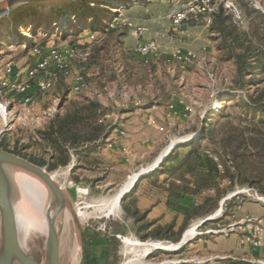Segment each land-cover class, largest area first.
<instances>
[{
  "label": "rangeland",
  "instance_id": "1",
  "mask_svg": "<svg viewBox=\"0 0 264 264\" xmlns=\"http://www.w3.org/2000/svg\"><path fill=\"white\" fill-rule=\"evenodd\" d=\"M234 1L246 19L244 28L237 27L248 31L249 36L263 52L262 57L264 60V0ZM79 4L81 5V3ZM205 5H208V0H89L86 6L90 10H96L97 23L102 21L104 24L110 22L120 24L122 19H127L137 27L142 28L140 36L137 38L131 29L124 26L108 33L105 35L108 41L107 47L100 54L95 56L91 54L86 65L77 66L72 70L73 73H76L78 69H83L84 87L77 91H72L71 86L73 84L71 85V80H68L70 78L65 79L57 76L49 90L45 92L33 90L30 94L32 96L29 103L23 101L25 95H16L11 92V85L25 77V69L33 60L31 46L35 45L45 51L50 47L63 48L73 45L82 49L80 46L90 40V34L99 38L101 32L91 31L95 15H89L84 19V25H79L83 9L76 11L74 7L65 12L69 14L67 20L71 26L64 29L65 24H62L61 20L57 19L61 14H58V16L54 15L60 8L50 10L49 8L41 7L36 9L37 13L35 15L37 19L34 23L28 19V22L17 30L19 40L15 42L12 40L14 28L10 24H6L9 20L8 14L0 17V102H2L7 111L4 119L2 118L3 116H0V148L13 150L21 156L35 159L43 158L46 162L51 161V157L55 153L48 144L47 136L45 135L50 122L57 115H63L71 107L70 103L72 101L78 103L91 101L92 99L98 102V99L101 98L100 96L103 99L105 98L106 92L104 90L91 91L92 93H89V86H93L98 90L106 82L115 84L127 83V80H123V78L118 81L116 76L128 66L136 68L142 74L146 70L152 73L155 71L156 76L149 78L157 83L172 82V77L167 71L172 72V69L184 70L188 73V76L183 77L184 82L194 84L199 88L196 91H202L196 92L201 103V105L196 106L200 115L198 120L202 123L200 127H202L204 122H206V125L213 123L215 127L223 123L225 120L221 118L214 116L211 118L219 109L229 113L228 119L233 123L232 126L236 127L243 110L240 108L239 103L235 101L222 102L221 99L226 100L228 95L235 97L240 95L244 98L253 89L249 86L242 89H233L232 80L235 75V65L232 60L225 59L222 52L218 50L220 41L215 32H209L199 21L194 26L183 22L175 26L169 19V16L177 11L192 13L191 9L193 11L201 10L202 7H206ZM74 13L76 17L73 16ZM118 31H122L119 36L124 39L123 45L110 46L109 40L115 39L118 36L116 33ZM150 39H154L158 44L160 57L146 66L142 65L136 59V56L132 55V52L136 41H149ZM179 48L194 53L197 57L196 60L190 65L166 62L165 57L169 58ZM122 49H124V53ZM8 61L12 62V70L9 74H5L4 66ZM247 61L252 64V68H250L251 72H248L245 79H248L252 72L254 73L253 75L258 73L255 68L256 62L252 58ZM95 72L98 74H93ZM145 74L147 75V73ZM261 75L264 76V72ZM189 115L185 118H188ZM217 132L221 131H215L213 141L204 140L201 145L203 149L212 152L217 157L219 156V161L224 160L226 165L232 167L229 157L220 150L218 142L221 134ZM70 154L71 152L69 151L68 155ZM72 163L73 161H68L66 165L58 166L49 171L47 170V165L43 167L54 175V179L62 187L67 200V209L74 215V217L72 215L67 224V231L69 242L71 241L70 245L77 248L75 264H80L82 258L78 232L82 233L84 228H89L90 231L98 230L104 232L105 226L124 232L122 235H116L119 245L115 247L111 244L110 252L107 253L105 260L102 261L101 248H103L102 244L104 241L102 238L92 239L87 246V253L83 252L82 264H124L130 260L137 264H160L164 261H166L164 264H170L177 262L179 257L177 248L172 251L151 248L148 252H145L143 246L127 244L124 241V237L141 242L158 241L163 244L172 243V241H160L159 239L143 240L135 237L132 221L123 220L121 204L115 213L107 214L105 212L106 202L118 191L120 186H105L103 183L105 174L103 172L83 171L80 168H74ZM233 180L232 184L225 183L221 186L222 188L224 186L227 187L226 193L232 189L241 190L243 187H248L238 185V181L235 178ZM220 201L219 199L211 213L202 215L189 223L183 234L191 226L200 224L205 218H209V220L198 226L197 231L217 228L214 223L224 215L216 213ZM228 207L232 208V206H226L227 210ZM212 216L214 217L212 218ZM58 230V264H71L70 258L68 259L65 256L67 248L62 237L63 227L59 223ZM195 237L197 236H188V238ZM45 238V234L34 232L32 237H29L26 240V244H24L31 255L38 257L40 261L44 257ZM19 239L21 242L22 236L20 234Z\"/></svg>",
  "mask_w": 264,
  "mask_h": 264
},
{
  "label": "crops",
  "instance_id": "2",
  "mask_svg": "<svg viewBox=\"0 0 264 264\" xmlns=\"http://www.w3.org/2000/svg\"><path fill=\"white\" fill-rule=\"evenodd\" d=\"M116 33L118 36L112 41L109 40L110 46L123 45L124 39L119 36L122 31ZM106 37L104 33L98 44L105 43L107 47ZM122 50L124 53V49ZM132 55L140 62L134 52ZM82 71L83 69H78L84 77ZM143 72L142 74L136 68L128 66L116 76L118 81L123 78L127 83L106 82L98 90L89 86V93L102 90L106 92L104 99L102 96L98 97L103 112L99 120L106 125V133L94 143L83 146L82 155L73 149L69 155V161H73L74 168L103 172V183L108 187L121 186L134 172L156 165L151 172L135 182L132 197L138 210L136 216L140 218L135 220L122 211L123 220L132 221L133 233L138 239V227L144 223L154 222L153 226L161 227L171 225L174 232L184 224L188 211L180 197L181 194H170L167 188L169 181L173 179L170 170L178 165L189 151L190 146L187 144L190 140L186 138L196 133L202 124L198 120L200 115L196 107L201 105L196 92L202 91H196L199 89L196 85L184 82L183 77L188 76L187 72L181 69L167 71L172 77L171 83L153 82L149 77L156 76V72ZM68 80H71V85L75 83L72 77ZM186 107L192 109L188 118L183 114ZM167 148V153L157 161ZM167 156H171L169 160H166ZM156 169L161 170L154 174ZM201 200L199 196L194 197L195 203ZM225 205L232 208L226 209L224 215L214 223L215 226H224L249 214L260 219L264 225V208L259 202L244 197L238 206L234 200L227 201ZM199 217L201 216L190 218L181 231L179 240L172 244L177 245L189 223ZM119 234L124 232L120 230ZM159 240L171 242L166 239ZM177 249V262L170 264H193V258L223 255L264 258V247L253 249L250 242L243 241L237 233L227 236L203 234L195 238H188V235L184 234V239ZM222 263L225 264L224 261Z\"/></svg>",
  "mask_w": 264,
  "mask_h": 264
},
{
  "label": "trees",
  "instance_id": "3",
  "mask_svg": "<svg viewBox=\"0 0 264 264\" xmlns=\"http://www.w3.org/2000/svg\"><path fill=\"white\" fill-rule=\"evenodd\" d=\"M88 1L78 0L68 3L54 13L57 16L61 14L57 19H60L62 24H65L64 29L71 26L67 20L69 14L65 13L70 8L75 7L76 11L83 9L79 25H84V19L89 15L97 14L96 10H90L86 6ZM210 3L214 7L217 0H210ZM41 7L47 8L34 4H22L10 9L8 12L9 20L6 24H10L14 28L13 41L19 40L17 30L22 28L28 22V19L33 23L36 21V9ZM202 8H204L202 12L196 13V16L200 17L205 14L210 16V23L207 26L208 31L217 34V38L220 41L218 50L222 52L224 58L234 62L233 89H242L249 86L253 90L244 98L240 95L238 97L228 95L226 100L221 99L222 102L235 101L239 103L243 114L240 115V118L238 117L237 126H232L233 123L228 119L229 113L219 109L211 118L214 116L225 121L217 127L213 123L206 125V122H204L202 127L196 132L197 134L188 142L189 151L180 163L170 170L173 179L168 183V191L170 194H181L180 197L188 211L182 227L177 232H174L171 225L161 227L159 225L153 226L154 222L144 223L139 225L137 231L138 237L143 240L152 238L177 242L181 231L185 228L190 218L207 215L213 211L219 199L221 200L227 191L226 186L223 188L218 186L219 182L226 180V178L229 185L233 183L235 178L238 181V185L252 187L259 193L264 194V76L261 75L264 72L263 52L249 36L248 31L238 28L231 22L230 16L224 12L220 5L212 10H208L206 7ZM75 13L73 16H75ZM94 22L91 25V31H100L101 36L99 38L96 37L92 42H87L80 46L82 49L89 46L90 55L92 54L93 56L100 54L106 48L105 43L98 44L100 37L104 33L107 35L118 29L110 28L108 23L104 24L102 21L97 23V15H95ZM183 23L194 26L197 24V20L192 13H188V19L183 21ZM250 58L256 62L255 68L258 73L257 75H253V72L249 73L250 76L245 79L248 72H251L250 68H252V64L247 61ZM70 104L71 107L63 115H57L45 131L48 144L55 153L52 155L51 161L46 162L43 158L35 159L21 156L18 152L6 148L0 149L23 157L38 166L47 165L48 171L58 166L66 165L69 161L68 152L72 149L78 150L79 154L82 155L83 146L94 143L106 133V125L99 120L103 112L99 102L92 99L91 101L78 103L72 101ZM217 130L221 131L217 132L221 134L218 142L220 150L229 157L232 164V167H230L225 164L224 160H220L223 166L222 172L218 171L216 164L204 154L206 149H203L201 145L204 140L213 141ZM170 157L167 156L166 160H169ZM160 170L156 169L153 173L156 174ZM135 185L136 183L120 204L124 213L136 220L140 217L136 216L138 210L135 208V200L132 197ZM211 188L214 189V193L207 194V191ZM196 196L202 198L199 203L194 201ZM117 234H119V230L116 228L110 229L109 226H105L104 232L98 230L90 231L89 228L82 229L85 254L87 253V246L92 239L102 238L104 241L102 244L103 248H101L102 261L105 260L107 253L110 252L111 244L115 247L119 245ZM33 257L37 262H40L38 257Z\"/></svg>",
  "mask_w": 264,
  "mask_h": 264
},
{
  "label": "built area",
  "instance_id": "4",
  "mask_svg": "<svg viewBox=\"0 0 264 264\" xmlns=\"http://www.w3.org/2000/svg\"><path fill=\"white\" fill-rule=\"evenodd\" d=\"M220 5L224 12L230 16L231 22L240 27L244 28L246 25V19L240 11V8L235 3L234 0H217V3L212 7L210 0H208V5L206 8L208 10H212L216 8V6ZM192 10V14L195 19L203 24L207 28L210 23L209 15L196 16V13H201L202 10ZM171 22L176 26L182 23L183 21L188 19L187 11H177L176 13L169 16ZM110 28H118V27H127L131 29L133 34L138 38L142 32V28L137 27L131 21L127 19H122L120 24L115 22L108 23ZM95 36L93 34L89 35V42L95 40ZM133 52L139 57L142 65H149L153 61L159 59L160 52L158 50V44L154 39H150L149 41H136L133 47ZM31 56L33 60L27 65L25 69V77L21 79L19 82H14L11 85V92H14L16 95L24 96L23 101L25 103H29L31 100V92L35 90L36 92H45L49 90L53 84L54 80L57 76H61L63 78H73L75 83L71 86L72 91H77L84 87L83 77L81 73L76 72L73 73V69L75 67H79L82 65H86L89 56H90V47L86 46L83 49L77 48L76 46H67L63 48L50 47L46 51L37 46H31ZM196 55L188 50L176 49L169 58L165 57L166 62H175L184 65H190L196 60ZM12 70V62L8 61L4 66L5 74H9ZM4 88V87H3ZM0 107H3L5 110V106L0 102ZM219 108V107H218ZM192 111L191 108L186 107L185 116L189 115ZM196 133L191 134L187 140L192 139ZM204 154L210 158L215 164L218 171H223V166L219 161L218 157L214 155L212 152L208 150H204ZM228 181L222 180L219 182L218 186H221L227 183ZM214 189L211 188L207 191V194H213ZM250 198L256 202H259L264 208V194L259 193L252 187H243L240 189L231 190L226 193L220 201L218 213L219 215L224 214L226 210L225 203L229 200L236 201V205L240 203L243 198ZM217 213V214H218ZM217 216V215H216ZM214 216H212L213 218ZM201 224L195 225L196 231L189 236H199L203 234L207 235H229L232 233H237L240 235L243 241L250 242L253 248H261L264 246V225L261 223L260 219L254 217L253 215H246L243 218H240L236 221H232L224 226L217 228H209L205 231H197L198 226ZM187 231V230H186ZM185 231V232H186ZM264 264V258L251 257V256H241L236 257L233 255H223V256H214L207 258H193L191 259V263L193 264ZM165 262H161L160 264H164Z\"/></svg>",
  "mask_w": 264,
  "mask_h": 264
},
{
  "label": "water",
  "instance_id": "5",
  "mask_svg": "<svg viewBox=\"0 0 264 264\" xmlns=\"http://www.w3.org/2000/svg\"><path fill=\"white\" fill-rule=\"evenodd\" d=\"M74 1L78 0H2L0 2V17L8 14L13 7L22 4L40 5L56 10ZM154 167L148 171L138 173L129 189L119 196L118 205H120V202L133 187L134 183L148 172H151ZM14 172L25 173L41 181L48 190L51 198V214L49 215L45 232L44 257L40 262L34 259L19 239L18 217L14 207L16 201V193L12 179V173ZM67 207V200L62 191V187L44 167L0 149V264H58L59 230L57 221L60 214ZM208 220L209 218H205L200 224ZM183 239L184 234L180 242ZM78 240L82 250V258L80 261V264H82L84 243L80 231L78 232ZM179 243L177 244L179 245Z\"/></svg>",
  "mask_w": 264,
  "mask_h": 264
},
{
  "label": "bare ground",
  "instance_id": "6",
  "mask_svg": "<svg viewBox=\"0 0 264 264\" xmlns=\"http://www.w3.org/2000/svg\"><path fill=\"white\" fill-rule=\"evenodd\" d=\"M6 112L7 111L3 107H0V116H3L2 117L3 119L5 118ZM167 150L168 148L157 159V161H159L165 155V153H167ZM151 168L148 169L147 167L138 172L131 174L128 177V179L120 186L118 191L106 202L105 212L107 214H111V213L113 214L116 211H118L119 196L123 192L129 189V187L131 186V184L133 183L135 177L138 175L139 172L142 173L150 170ZM52 176L54 175L52 174ZM12 179L16 193V201L14 207L18 217V233L22 236L21 243L25 247L24 244H26V240L29 237H32V234L34 232H37L38 234L41 233L45 234L47 221L49 215L51 214V210H50L51 198L44 184L33 176L21 172H14L12 173ZM217 212L218 210L216 211V213ZM70 218H72V214L70 210H68L67 208L64 209L58 218L57 226L59 223V225L63 227L62 237H63V241L66 243V248H67V251L65 252V256L68 259L70 258L71 264H75L77 248L76 247L74 248L70 245L71 241L69 242L68 231H67V224ZM195 231H196L195 225H193L185 232V234L186 236L187 235L189 236ZM124 241L129 245L143 246L145 252H148L151 248L172 251L178 248L179 246L178 244L177 245L172 243L163 244L161 242H156V241L141 242L136 239H130L129 237H124ZM124 264H137V263H133L132 260H130Z\"/></svg>",
  "mask_w": 264,
  "mask_h": 264
},
{
  "label": "snow or ice",
  "instance_id": "7",
  "mask_svg": "<svg viewBox=\"0 0 264 264\" xmlns=\"http://www.w3.org/2000/svg\"><path fill=\"white\" fill-rule=\"evenodd\" d=\"M0 2H2V0H0Z\"/></svg>",
  "mask_w": 264,
  "mask_h": 264
}]
</instances>
